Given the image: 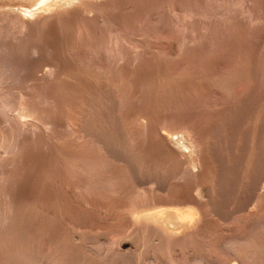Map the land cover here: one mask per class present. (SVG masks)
<instances>
[{
	"label": "rangeland",
	"instance_id": "obj_1",
	"mask_svg": "<svg viewBox=\"0 0 264 264\" xmlns=\"http://www.w3.org/2000/svg\"><path fill=\"white\" fill-rule=\"evenodd\" d=\"M83 1H64L43 52L22 40L0 64V264H264V0ZM160 131L195 139L199 167ZM182 202L203 218L168 234L131 216Z\"/></svg>",
	"mask_w": 264,
	"mask_h": 264
},
{
	"label": "bare ground",
	"instance_id": "obj_2",
	"mask_svg": "<svg viewBox=\"0 0 264 264\" xmlns=\"http://www.w3.org/2000/svg\"><path fill=\"white\" fill-rule=\"evenodd\" d=\"M15 1V0H14ZM65 0H17L15 3L16 4H14V3H12V0H0V64H2V62L4 61V60H11L12 59V51L13 50H19V49H21L20 47H21V42L20 41H22V40H29V39H31V38H36L37 40H36V42H34V43H25L24 45H23V50L25 51V52H30V54H32V53H37V52H43V50L45 49V47L46 46H48V44H47V40H45L44 39V35H45V33H47V34H49V33H51V27H52V24H51V22L52 21H55V20H57L58 18H63V20L62 21H67L68 19H70V17L71 16H73V15H71V10H72V8H71V10L69 9V8H67V7H64V4L63 3H65L64 2ZM57 2V3H56ZM71 2H73V1H71ZM82 2V1H81ZM74 3V2H73ZM80 3V2H79ZM78 3V4H79ZM63 4V5H62ZM14 5H16V7H14ZM68 5V4H67ZM95 5V4H94ZM87 6H89L90 8H91V6H93V0H86V1H83V4H81V7H80V9L82 8V7H87ZM71 7H73V6H71ZM16 8V9H15ZM85 8H83V9H81V10H85ZM87 9V8H86ZM89 9V8H88ZM77 10V9H76ZM96 10V9H95ZM78 13V12H77ZM74 14V13H73ZM237 17V16H236ZM61 18V19H62ZM72 20V19H71ZM61 21V22H62ZM247 22V21H246ZM59 23V22H58ZM63 23V22H62ZM67 24V23H66ZM68 25V24H67ZM71 25V24H70ZM65 26V25H64ZM60 27V26H59ZM68 27V26H67ZM61 29H62V27H61ZM64 29H66V28H64ZM61 31V30H60ZM59 31V32H60ZM48 39V38H47ZM58 40V39H57ZM68 41V40H67ZM118 42V41H117ZM72 43V42H71ZM70 43V44H71ZM61 44V43H60ZM69 44V45H70ZM73 44V43H72ZM71 44V45H72ZM97 45V44H96ZM49 48L50 47H48L47 48V50H49ZM70 49V48H69ZM125 52V51H124ZM14 56H17V55H15L14 54ZM18 57V56H17ZM66 60V59H65ZM72 60V59H71ZM74 60V59H73ZM74 62V61H73ZM57 65V64H56ZM53 67V66H52ZM48 68V67H47ZM51 70V69H50ZM4 70H0V79L2 80V75H3V72ZM10 71V70H9ZM7 72V71H6ZM49 72V71H48ZM91 72V71H90ZM48 74V73H47ZM50 74V73H49ZM52 74V73H51ZM10 75V74H9ZM46 76V75H45ZM49 76V75H48ZM47 76V77H48ZM50 77V76H49ZM48 77V78H49ZM65 77V76H64ZM67 77V76H66ZM80 78V77H79ZM94 78V77H93ZM4 81V80H3ZM45 81V80H44ZM47 81V80H46ZM51 81V80H50ZM59 82H61V81H59ZM4 84V83H3ZM96 84V83H95ZM81 85H83L82 83H81ZM84 86V85H83ZM82 86V87H83ZM100 86V85H99ZM79 87V86H78ZM112 87V86H111ZM110 87V88H111ZM6 90V89H5ZM30 90V89H29ZM10 91H12V89H10ZM82 91V90H81ZM7 93H8V91H6ZM0 93H2V92H0ZM11 93V92H10ZM10 93H8V94H10ZM86 93V92H85ZM117 94V93H116ZM9 96V95H8ZM12 97V96H11ZM10 99V98H9ZM7 97H5V95L2 97L1 96V100H0V111H5V110H7L8 109V107L11 105V101L9 100ZM23 101V100H22ZM18 102H20V101H18ZM50 102V101H49ZM43 104V103H42ZM21 106V105H20ZM25 107V106H24ZM32 107V106H31ZM12 108V107H11ZM33 109V108H32ZM90 109V108H89ZM11 111V110H10ZM22 111V110H21ZM32 111V110H31ZM74 111H75V109H74ZM79 111V110H78ZM77 111V112H78ZM9 112V111H8ZM104 112V111H103ZM10 113V112H9ZM16 113V112H15ZM20 113V112H19ZM33 113V112H32ZM100 113V112H99ZM76 114H78V113H76ZM8 115V114H7ZM10 115V114H9ZM25 115H27L26 113H25ZM21 118L20 119H22V116L21 115H19ZM30 116V115H29ZM86 116H88V114L86 115ZM85 116V117H86ZM109 116V115H108ZM39 117V116H38ZM97 117V116H96ZM99 118V117H98ZM86 119V118H85ZM69 120V119H68ZM67 120V121H68ZM71 120V119H70ZM90 121V120H89ZM92 121V120H91ZM19 122H21V120L19 121ZM33 122V121H32ZM87 122V121H86ZM85 122V123H86ZM8 123V122H7ZM15 123V122H14ZM24 123V122H23ZM73 123V122H72ZM12 124V123H11ZM37 124V123H36ZM70 124V123H69ZM68 123H67V125H69ZM76 124V123H75ZM35 125V124H34ZM71 125V124H70ZM87 125H88V123H87ZM101 125V124H100ZM11 126V125H10ZM26 126V125H25ZM86 126V125H85ZM90 126V125H89ZM102 126V125H101ZM101 126H99V127H101ZM189 127V126H188ZM23 128V127H22ZM85 128H87V127H85ZM85 128H83V129H85ZM91 128V127H90ZM173 128V127H172ZM153 129V128H152ZM176 129H178V128H176ZM175 129V130H176ZM87 130V129H86ZM85 130V131H86ZM89 130V129H88ZM103 130V129H102ZM3 131V130H2ZM84 131V130H83ZM84 131V133H86V132H88V131H86L85 132ZM194 131V130H193ZM7 132V131H6ZM12 132V131H11ZM91 132H92V130H91ZM96 132V131H95ZM161 132V131H160ZM175 132L176 133H179V132H181V133H183V132H185V131H173V133H171V132H161V134L163 135L162 136V138H163V141L164 142H166V143H164V145H165V147L166 148H168V149H170V146H168V142H172V143H174L180 150H178L179 152H178V154H177V157H180V158H182L181 159V161L183 160V162H182V167L183 168H187L188 166L189 167H195V166H198L199 167V163H200V159H199V153H197L196 154V152H195V147H196V140L195 139H189V137H185L184 135H180V136H178V135H176L175 134ZM195 132V131H194ZM202 132V131H201ZM90 133V132H89ZM105 133H106V131H105ZM180 133V134H181ZM3 134V133H2ZM8 134V133H7ZM88 134V133H87ZM92 134V133H91ZM184 134V133H183ZM84 135H86V134H84ZM84 135H82L83 137H84ZM88 135H90V134H88ZM94 135V134H93ZM174 135H176V136H174ZM198 135V134H197ZM80 136V135H79ZM87 136V135H86ZM95 136V135H94ZM6 137V136H5ZM77 137V136H76ZM102 137V136H101ZM191 138V137H190ZM6 139V138H5ZM91 139H92V137H91ZM90 139V140H91ZM103 139V138H102ZM14 140V139H13ZM93 140V139H92ZM193 140H195V141H193ZM198 140V139H197ZM1 141V140H0ZM12 141V140H11ZM98 141V140H97ZM100 141V140H99ZM131 141V140H130ZM3 142V141H2ZM5 142V141H4ZM122 142V141H121ZM199 142V141H198ZM125 143V142H124ZM200 144V143H199ZM2 145V144H1ZM10 145V144H9ZM14 145V144H13ZM15 145H16V143H15ZM103 148L105 149V148H107L105 145V143H103ZM99 146H101V145H99ZM153 146V145H152ZM176 146H175V149H176ZM203 146V145H202ZM8 147V146H7ZM97 147V146H96ZM110 147V146H109ZM160 147V146H159ZM158 147V148H159ZM174 147V146H173ZM186 147H191V149H192V151H193V153L192 154H194V156H190L189 155V153H188V155H189V157L188 158H186V156H184L185 154L184 153H186L185 151H184V149L186 148ZM205 147V146H204ZM87 148V147H86ZM150 148H151V146H150ZM172 148V147H171ZM203 148V147H202ZM209 148V147H208ZM2 149V148H1ZM10 149V148H9ZM12 149V148H11ZM154 149V148H153ZM160 149V148H159ZM187 149H189V148H187ZM199 149H200V146H199ZM7 150V149H6ZM87 150H88V148H87ZM93 150V149H92ZM96 150V149H95ZM107 150V149H106ZM174 150V149H173ZM89 151H90V149H89ZM197 151H198V149H197ZM98 152V151H97ZM164 152V151H163ZM162 152V153H163ZM169 152V151H168ZM190 152H191V150H190ZM91 153H93V152H91ZM96 153V152H95ZM172 153H175V152H172ZM88 154H89V152H88ZM101 154V153H100ZM99 154V155H100ZM117 154V153H116ZM121 154V153H120ZM80 155V154H79ZM90 155V154H89ZM97 155H98V153H97ZM102 155V154H101ZM110 155V154H109ZM119 155V154H118ZM86 156H87V154H86ZM92 156V155H91ZM103 156H105V155H102L101 157H103ZM174 156H176V155H174ZM90 157V156H89ZM99 157V156H98ZM176 157V158H177ZM67 158V157H66ZM80 158V157H79ZM100 158V157H99ZM118 158V157H117ZM116 158V159H117ZM124 158V157H123ZM171 158V157H170ZM87 159V158H86ZM96 159V158H95ZM178 159V158H177ZM3 160V159H2ZM72 160V159H71ZM80 160V159H79ZM100 160H101V158L99 159V160H97V161H90V162H88V163H85V164H83V165H81V166H83L85 169H87V170H91L92 171V169H94L96 166H100L101 167V164H103L102 162H100ZM103 160V159H102ZM179 160V159H178ZM221 160V159H220ZM4 161H6V160H4ZM106 161V160H105ZM121 161H123V160H121ZM165 161V160H164ZM169 161V160H168ZM41 162V161H40ZM72 162V161H71ZM128 162H130V161H128ZM44 163V162H43ZM81 163H83V162H81ZM105 163H107V162H105ZM123 163V162H122ZM124 163H126L125 162V160H124ZM179 163V162H178ZM224 163V162H223ZM79 164V163H78ZM168 164V163H167ZM181 164V163H180ZM76 165V164H75ZM128 165V164H127ZM237 165V164H236ZM78 166V165H77ZM103 166V165H102ZM129 166V165H128ZM104 167H105V165H104ZM129 168V167H128ZM79 169V168H78ZM102 169V168H101ZM81 170H84V169H82L81 168ZM136 170V169H135ZM187 170V169H186ZM194 170V169H193ZM106 171H107V169H106ZM197 171V170H196ZM187 173L188 174H190V172H180L179 174H177V175H174L173 177H177V178H190L192 175H190V176H188L187 175ZM92 174V173H91ZM97 174V173H96ZM90 175V174H89ZM127 176V175H126ZM194 176V175H193ZM103 177H105V176H103ZM124 177V176H123ZM172 177V176H171ZM88 178V177H87ZM107 179V178H106ZM123 179H126V178H123ZM138 179V178H137ZM194 179H196V178H194ZM261 179V178H260ZM83 180H84V178H83ZM121 180V179H120ZM192 180V179H191ZM203 180V179H202ZM11 181V180H10ZM81 181H82V179H81ZM85 181V180H84ZM96 181V180H95ZM123 181V180H122ZM129 181V180H128ZM177 181V180H176ZM83 182V181H82ZM106 182V181H105ZM172 182V181H171ZM81 182H79V184H80ZM85 183V182H84ZM107 183H108V185H110V187L109 188H111V190L112 191H114L115 193H118V192H120V193H124V192H126V193H128V195H130V197L132 196V197H135V196H139V195H141L142 193H143V191H142V189H144V188H142L141 186V189H139L138 187H134V185L131 187L130 185H129V187H131L130 189L128 188V190L126 189L127 188V184H125V182H123L124 183V185L123 184H121V183H119L118 181H117V176H111V177H109L108 179H107ZM157 183V182H156ZM262 183H264V182H262ZM78 184V185H79ZM3 185V184H2ZM81 185H83L82 183H81ZM127 185V186H126ZM140 185V184H139ZM197 185V184H196ZM262 185V184H261ZM86 186H89V185H87L86 184ZM138 186V185H137ZM159 186V185H158ZM82 187V186H81ZM84 187H85V185H84ZM100 188H101V186H99ZM197 187V186H196ZM257 187V186H256ZM91 188V187H90ZM95 188V187H94ZM105 188V187H104ZM158 188V187H157ZM9 189H10V187H9ZM88 189V188H87ZM193 189V188H192ZM195 189V188H194ZM145 190V189H144ZM148 190V189H147ZM152 190H153V188H152ZM160 190V189H159ZM264 190V189H263ZM90 191V190H89ZM155 191V190H154ZM146 192V191H145ZM149 192H151L150 190H149ZM188 192V191H187ZM207 192H208V190H207ZM264 192V191H263ZM6 193V192H5ZM191 193V192H190ZM209 193V192H208ZM7 194V193H6ZM113 194V193H112ZM145 194V193H144ZM154 195H155V193H153ZM205 193L203 192V189L201 188V187H197V195L198 196H200L199 198H201L203 195H204ZM260 194H262V193H260ZM89 195V194H88ZM87 195V196H88ZM117 195H119V194H117ZM121 195V194H120ZM147 195V194H146ZM152 195V194H151ZM154 195H153V197H154ZM207 195V194H206ZM205 195V196H206ZM6 196V195H5ZM126 196H127V194H126ZM148 196V195H147ZM150 196V195H149ZM196 196V195H195ZM121 197H124V195L123 196H121ZM120 197V198H121ZM128 197V196H127ZM172 197V196H171ZM249 197V196H248ZM10 198V197H9ZM125 198V197H124ZM198 198V197H197ZM209 198V197H208ZM126 199V198H125ZM130 199V198H129ZM154 199V198H153ZM263 199V198H262ZM131 200V199H130ZM154 200H156V199H154ZM168 200V199H167ZM187 200V199H186ZM186 200H184V202H186ZM203 200V199H202ZM243 200V199H242ZM247 200V199H246ZM159 201V200H158ZM165 200L163 199V201H160V202H164ZM176 201H177V199H176ZM175 201V203H177ZM187 201H189V200H187ZM211 201V200H210ZM5 202V201H4ZM136 202H138V201H136ZM140 202V201H139ZM146 202V201H145ZM147 202H148V200H147ZM153 202V201H152ZM156 202V201H155ZM155 202H153V203H155ZM168 202H170V201H168ZM173 202V201H172ZM179 202V201H178ZM184 202H182V206L180 205V206H178V205H174L173 203H171L170 205H172V206H166V205H162V206H157L156 207V204H155V207H151L149 210H147V211H144L143 212V209H131L132 210V215L130 214L131 213V211H130V215L131 216H133L138 222L137 223H139L140 225H142V226H145V227H149L150 228V230L152 229V230H154V232L156 231V232H158V233H171V232H173V230H172V227L170 228V225L171 224H178V225H184V226H189V225H192V224H194V222L196 221V220H198L199 218H200V215L203 213L202 212V210H201V208H200V206L198 207L197 205H199V203H201L202 201H200V199H199V203L197 202V204H196V207H195V202H194V207L193 206H188V207H186V206H184L183 205V203ZM244 202H245V200H244ZM110 203V202H109ZM141 204V206H144V205H142V202H140ZM149 203V202H148ZM147 203V204H148ZM166 203V202H165ZM164 203V204H165ZM203 203V202H202ZM11 204V203H10ZM147 204H146V206H147ZM179 204H180V202H179ZM187 204H189V202L187 203ZM191 204H192V202H191ZM148 205H151V204H148ZM169 205V204H168ZM201 205V204H200ZM251 205V204H250ZM112 206V205H111ZM117 206H119V205H117ZM121 206V205H120ZM119 206V207H120ZM28 207H30V206H28ZM34 207V206H33ZM13 208V207H12ZM32 208V207H31ZM36 208V207H35ZM114 208V207H113ZM116 208V207H115ZM148 208V207H147ZM249 208V207H248ZM10 209V208H9ZM29 209V208H28ZM39 210H40V208H38ZM203 209H206V208H203ZM107 210V209H106ZM106 210H105V212H106ZM146 210V209H145ZM208 210V209H207ZM212 210V209H211ZM10 211V210H9ZM46 211V210H45ZM41 212V211H40ZM3 213V212H2ZM10 213V212H9ZM8 213V214H9ZM23 213H24V211H23ZM22 213V214H23ZM36 213V212H35ZM122 213H124V212H122ZM128 213V212H127ZM204 213H205V211H204ZM233 213V212H232ZM1 214V213H0ZM8 214H7V216H8ZM13 214V213H12ZM21 214V213H20ZM21 214V215H22ZM25 214V213H24ZM44 214V213H43ZM117 214H118V212H117ZM117 214H116V216H117ZM120 214V213H119ZM3 215V214H2ZM28 215V214H27ZM121 215V214H120ZM120 215H119V217H120ZM4 216H6V215H4ZM24 216H26V214L24 215ZM39 216V215H38ZM114 216V215H113ZM125 216V215H124ZM130 216V217H131ZM204 216V215H203ZM210 216V215H209ZM126 217V216H125ZM124 217V218H125ZM9 218V217H8ZM7 218V219H8ZM16 218V217H15ZM22 218V217H21ZM26 218H29V216L28 217H25L24 218V220L26 219ZM31 218V217H30ZM116 218H118V216L116 217ZM134 218H133V220H134ZM201 218H203L202 216H201ZM200 218V219H201ZM0 219H1V216H0ZM23 219V218H22ZM128 219H129V217H128ZM2 220V219H1ZM20 220V219H19ZM34 220V219H33ZM39 220H40V218H39ZM116 220V219H115ZM130 220H132V219H130ZM202 220V219H201ZM207 220V219H206ZM13 221V220H12ZM18 221V220H17ZM29 222H31V220H28ZM135 221V220H134ZM5 221H3V223H4ZM25 223H27V221L25 220L24 221ZM41 222V221H40ZM14 223V222H13ZM24 223V224H25ZM197 223H199V222H197ZM2 224V223H1ZM6 224V223H5ZM196 224V223H195ZM7 225V224H6ZM20 225H22L21 223H20ZM20 225H19V227H20ZM27 225H29V224H27ZM32 225V224H31ZM44 225V224H43ZM50 225V224H49ZM48 225V226H49ZM197 225V224H196ZM18 226V225H17ZM195 226V225H194ZM18 227V228H19ZM47 227V226H46ZM180 227V226H179ZM179 227H177V228H179ZM190 227V226H189ZM176 228V229H177ZM30 229V228H29ZM33 229V228H32ZM46 229V228H45ZM145 229V228H144ZM180 229H181V227H180ZM182 229H183V227H182ZM187 229V228H186ZM19 230V229H18ZM17 230V231H18ZM34 230V229H33ZM37 230H38V228H37ZM178 230V229H177ZM177 230H176V232H177ZM16 231V232H17ZM30 231V230H29ZM28 231V232H29ZM42 231H44V230H42ZM143 231H145V230H143ZM179 231H181V230H179ZM14 232H15V229H14ZM14 232H12L13 234H14ZM15 232V233H16ZM20 232V231H19ZM32 232V231H31ZM155 232V233H156ZM33 233V232H32ZM31 233V234H32ZM36 233V232H35ZM12 234V235H13ZM149 234V233H148ZM30 237H32L30 234H28ZM171 235V234H170ZM47 236V235H46ZM30 237H28L29 239H31ZM166 237V236H165ZM26 238V237H25ZM27 238V239H28ZM22 239V238H21ZM28 239V241H30ZM77 239V238H76ZM49 240H50V238H49ZM13 241H14V239H13ZM16 241V240H15ZM14 241V242H15ZM20 241V240H19ZM19 241H18V243H19ZM24 241H26L25 239H24ZM54 242V241H53ZM53 242H51V243H53ZM21 243V242H20ZM30 243V242H29ZM56 243V242H55ZM113 243V242H112ZM10 244V243H9ZM12 244H13V242H12ZM15 244H16V242H15ZM12 245V246H16V245ZM31 244V243H30ZM21 245V244H20ZM119 245V244H118ZM123 245V244H122ZM22 246V245H21ZM129 246V245H128ZM19 247V246H18ZM25 247V246H24ZM31 247V249H32V246H30ZM94 247V246H93ZM93 247H92V249H93ZM112 247V246H111ZM113 247H114V245H113ZM123 247V246H122ZM121 247V248H122ZM127 247V246H126ZM12 248H14V247H12ZM103 248H105V247H103ZM109 248V247H108ZM107 248V249H108ZM129 248H130V246H129ZM20 249V248H19ZM24 249V248H23ZM26 249V248H25ZM31 249H30V251H31ZM123 249V251H124V248H122ZM13 250H15V249H13ZM29 250V249H28ZM35 250V249H34ZM110 249H108V251H109ZM112 250V249H111ZM130 250H131V248H130ZM16 251H17V248H16ZM16 251H13V253H16ZM26 251H27V249H26ZM100 251V250H99ZM122 251V252H123ZM18 252V251H17ZM28 252V251H27ZM58 252V251H57ZM95 252V251H94ZM103 252H104V250H103ZM107 252V251H106ZM120 252V251H119ZM20 253H22V252H20ZM36 253V252H35ZM100 253V252H99ZM124 253H125V251H124ZM23 254H25V251H24V253ZM126 254V253H125ZM105 255V254H104ZM103 255V256H104ZM120 255V254H119ZM124 255V254H123ZM126 256V255H125ZM37 259V258H36ZM120 259V258H119ZM43 260V259H42ZM261 260V259H260ZM82 261V260H81ZM71 262V261H70ZM74 262V261H73ZM83 262H85L86 263V259L83 261ZM92 262V261H91ZM116 262V261H115ZM44 263V262H43ZM47 263V262H46ZM75 263V262H74ZM78 263V262H77ZM88 263V262H87ZM112 263V262H111ZM121 263V262H120ZM89 264H91V263H89ZM93 264V263H92ZM114 264V263H113ZM193 264H203V262H202V259L199 257V258H195L194 259V263ZM232 264V263H231ZM235 264H238V263H235ZM246 264V263H245Z\"/></svg>",
	"mask_w": 264,
	"mask_h": 264
}]
</instances>
